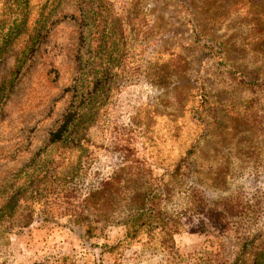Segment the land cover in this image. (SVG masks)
I'll use <instances>...</instances> for the list:
<instances>
[{"label":"rangeland","instance_id":"374dc122","mask_svg":"<svg viewBox=\"0 0 264 264\" xmlns=\"http://www.w3.org/2000/svg\"><path fill=\"white\" fill-rule=\"evenodd\" d=\"M246 172L264 183V0H0V264H173L122 243L120 193L93 237L53 214L54 189L106 181L158 192L183 224L170 260L248 264L264 190H234ZM194 188L235 207L226 229L190 211Z\"/></svg>","mask_w":264,"mask_h":264},{"label":"trees","instance_id":"16d2710c","mask_svg":"<svg viewBox=\"0 0 264 264\" xmlns=\"http://www.w3.org/2000/svg\"><path fill=\"white\" fill-rule=\"evenodd\" d=\"M243 82L255 88L263 87L261 83L255 81L245 80ZM75 117L76 112L67 115L59 130L53 133L51 138L53 143L62 141L65 134L70 130ZM103 187H105V190L102 189ZM115 193H120L119 203L116 199V204L117 209L120 205L121 214L123 215L119 226L125 230V238L122 243L125 244L126 248L140 243L146 237L148 241L159 243L161 251L169 254V262L178 264L176 260H170L169 257L172 255V250H174V236L183 232V224L166 216L163 209V200L158 192H146L137 200H133L120 191L116 192L113 182L110 181L103 183L101 189L86 198H81L79 193L74 192V190H70L69 193H62L59 189H54L53 214L73 219L77 224L76 226L84 228L87 237H93L97 232L104 230L106 225L104 219L117 212L115 210ZM60 201L61 203H59ZM257 203L260 204L259 201ZM189 209L194 211L193 214L196 216L203 214V218L210 225L220 227L223 230L228 227L229 217L236 211L235 207L229 203L216 204L208 201L203 191L198 188H194L190 192ZM118 212H120L119 209ZM91 216L92 218H90ZM93 217L99 225H93L96 223L92 221ZM84 220L89 221V223H83ZM100 224L104 227H101ZM10 228H15V225ZM225 244L223 242L222 246ZM115 248V245L111 246L109 252L114 251ZM200 261L199 257L190 256L183 264H201ZM62 264H68L67 260H63ZM248 264H264V254H254Z\"/></svg>","mask_w":264,"mask_h":264},{"label":"clouds","instance_id":"9594fccd","mask_svg":"<svg viewBox=\"0 0 264 264\" xmlns=\"http://www.w3.org/2000/svg\"><path fill=\"white\" fill-rule=\"evenodd\" d=\"M232 188L234 190L240 188L246 193H254L257 191V189L264 190V183L258 182L255 184V186H253L252 179L246 172L244 175L236 179V181L232 185Z\"/></svg>","mask_w":264,"mask_h":264}]
</instances>
